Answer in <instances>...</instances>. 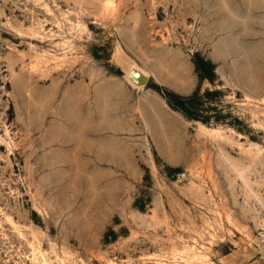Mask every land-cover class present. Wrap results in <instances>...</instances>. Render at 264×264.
<instances>
[{
	"label": "rangeland",
	"instance_id": "obj_1",
	"mask_svg": "<svg viewBox=\"0 0 264 264\" xmlns=\"http://www.w3.org/2000/svg\"><path fill=\"white\" fill-rule=\"evenodd\" d=\"M132 69L218 91L183 159L99 130ZM0 264H264V0H0Z\"/></svg>",
	"mask_w": 264,
	"mask_h": 264
},
{
	"label": "crops",
	"instance_id": "obj_2",
	"mask_svg": "<svg viewBox=\"0 0 264 264\" xmlns=\"http://www.w3.org/2000/svg\"><path fill=\"white\" fill-rule=\"evenodd\" d=\"M191 66L193 67V64ZM191 66L188 58H171L170 63L162 68L169 80L166 84L178 93L186 94ZM173 78L177 79V82L170 81ZM144 87L133 84L128 79V75L124 76V80L118 79V82L106 80L96 86V93L101 99L100 111L102 113V121L98 125L99 130L103 134L117 130L128 137H140L141 134H146L151 143L156 145L155 149L163 152L164 157L171 160L183 159L188 151L184 141L186 119L180 112L171 109L161 95L146 91L140 92L139 89ZM111 97L116 98L118 105L122 100V105L117 106L110 103ZM115 115H117V120L110 122V117ZM80 130L84 131L83 128ZM101 144L97 145L99 158L109 148ZM124 149L129 151L127 146Z\"/></svg>",
	"mask_w": 264,
	"mask_h": 264
},
{
	"label": "trees",
	"instance_id": "obj_3",
	"mask_svg": "<svg viewBox=\"0 0 264 264\" xmlns=\"http://www.w3.org/2000/svg\"><path fill=\"white\" fill-rule=\"evenodd\" d=\"M192 62L195 66V71L199 74V78L206 79L210 84H214L215 73L213 66L203 58H193ZM157 91L163 96L171 109L180 112L187 120L200 121L207 125L212 123L209 116H204L200 112H207L206 109H203V99L207 98L209 94L218 92L217 90L210 91L206 89L201 93V87H197L191 94L186 96L160 88H157ZM220 121V118L215 117V124L220 123Z\"/></svg>",
	"mask_w": 264,
	"mask_h": 264
},
{
	"label": "water",
	"instance_id": "obj_4",
	"mask_svg": "<svg viewBox=\"0 0 264 264\" xmlns=\"http://www.w3.org/2000/svg\"><path fill=\"white\" fill-rule=\"evenodd\" d=\"M128 79L135 85L137 86H145L147 81H148V77L145 73L140 72L136 69H132L128 75Z\"/></svg>",
	"mask_w": 264,
	"mask_h": 264
},
{
	"label": "bare ground",
	"instance_id": "obj_5",
	"mask_svg": "<svg viewBox=\"0 0 264 264\" xmlns=\"http://www.w3.org/2000/svg\"><path fill=\"white\" fill-rule=\"evenodd\" d=\"M201 126H204V125H201ZM205 127V126H204Z\"/></svg>",
	"mask_w": 264,
	"mask_h": 264
}]
</instances>
